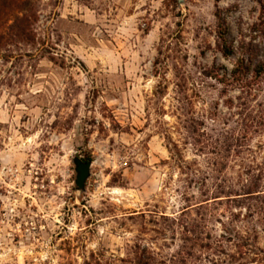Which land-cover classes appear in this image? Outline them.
<instances>
[{
    "label": "rangeland",
    "instance_id": "1",
    "mask_svg": "<svg viewBox=\"0 0 264 264\" xmlns=\"http://www.w3.org/2000/svg\"><path fill=\"white\" fill-rule=\"evenodd\" d=\"M0 264H264V0H0Z\"/></svg>",
    "mask_w": 264,
    "mask_h": 264
},
{
    "label": "water",
    "instance_id": "2",
    "mask_svg": "<svg viewBox=\"0 0 264 264\" xmlns=\"http://www.w3.org/2000/svg\"><path fill=\"white\" fill-rule=\"evenodd\" d=\"M178 2L181 3L182 0H178ZM72 163L76 174L74 183L77 191L84 192L86 181L90 177L91 162H84L80 158L74 157Z\"/></svg>",
    "mask_w": 264,
    "mask_h": 264
},
{
    "label": "trees",
    "instance_id": "3",
    "mask_svg": "<svg viewBox=\"0 0 264 264\" xmlns=\"http://www.w3.org/2000/svg\"><path fill=\"white\" fill-rule=\"evenodd\" d=\"M219 38L221 39L222 42V49H223V56L227 57L230 55V50L226 44V39H225V29H223L222 31H220L219 34ZM82 161L84 162H91V158L90 157H86L85 159H82Z\"/></svg>",
    "mask_w": 264,
    "mask_h": 264
}]
</instances>
